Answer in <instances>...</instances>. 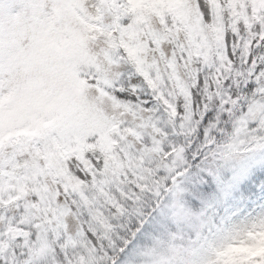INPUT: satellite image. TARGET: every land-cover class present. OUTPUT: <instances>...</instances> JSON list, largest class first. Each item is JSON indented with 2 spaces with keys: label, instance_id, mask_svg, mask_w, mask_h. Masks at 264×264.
<instances>
[{
  "label": "snow or ice",
  "instance_id": "6c2138e0",
  "mask_svg": "<svg viewBox=\"0 0 264 264\" xmlns=\"http://www.w3.org/2000/svg\"><path fill=\"white\" fill-rule=\"evenodd\" d=\"M0 264H264V0H0Z\"/></svg>",
  "mask_w": 264,
  "mask_h": 264
}]
</instances>
